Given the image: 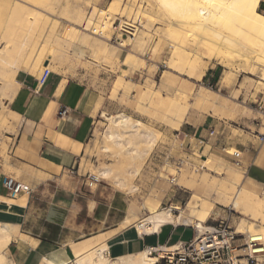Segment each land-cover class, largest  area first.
I'll return each instance as SVG.
<instances>
[{"label":"rangeland","instance_id":"1","mask_svg":"<svg viewBox=\"0 0 264 264\" xmlns=\"http://www.w3.org/2000/svg\"><path fill=\"white\" fill-rule=\"evenodd\" d=\"M7 1L15 3V0ZM112 1L99 0L95 3L94 0L91 2L78 0L73 3L70 16L81 12V28H85L94 9L106 10ZM143 5L146 6V2ZM136 10L133 8L129 15L130 20L140 23V16ZM258 11L264 13V0ZM120 12L116 14L118 19L129 18L126 12ZM51 17L49 15L47 18L49 21L46 25H39L38 31H44V35L39 39L37 34L36 39L43 44L35 40L37 49L31 56L33 59L23 60L21 65L25 66V62L27 64L26 68L22 67V71L38 79L44 67H47L51 72L88 84L94 91L99 110L89 118L90 134L77 163L71 170L63 173L52 183L32 187L34 191L28 208L18 217V223L23 231L31 232L40 239L69 243L72 248L74 243L82 241H89L95 247L97 242H108L111 236L123 234L129 229L139 232L134 225H123L124 220L128 219L132 223L141 222L149 214L164 210H172L176 220L183 212L185 215L183 217L191 219L193 223L186 224L181 220L174 224L197 229V222L193 218L199 210L204 209L203 201L217 197L214 189L220 183H224L228 175L240 177L244 182L245 171L242 168L244 150H248L249 156L264 140V80L261 79L264 65L255 63L252 66L253 64H239L235 61L230 70L225 69L218 61L210 62L204 59L201 60L200 69L199 67L191 69L184 63L177 67L176 72L165 73L169 70L167 67L177 65L175 49L172 48L175 45L165 40L166 34L174 29L143 23L144 26L142 24L137 36L140 43L144 41L149 43V49L143 52L135 48H141L139 44L134 47L128 46L132 44L130 42L133 36L123 31L124 28H119L121 23L117 21L115 28L111 29V43L117 45L126 42L127 50L132 48L134 52L144 56L142 64L147 65L146 70L141 65L137 72L132 73L122 64L127 56V50H117L118 57L110 65L93 58L89 51L83 58L78 57L74 51L76 45L60 43L71 29L67 21L59 20L60 23L56 22L58 20L56 17ZM1 23L0 20V29L3 28ZM223 25L224 27L222 25L218 27V30L222 29L220 32L225 31V35L228 34L227 31L231 32L229 22ZM74 28L77 32L83 33L81 28ZM149 30L151 40L141 37L142 31L145 33ZM49 31H54L52 34L55 36ZM15 33L19 36L23 31L19 29ZM57 37L58 42L55 40ZM194 40L195 37L184 39L183 44L192 49ZM58 43L59 46H55ZM0 46L3 47V43ZM198 53L202 55L208 53V57H211V53L203 48L198 50ZM8 55L9 60L13 61L15 54ZM183 55L187 62L199 61L196 55L188 52ZM213 69L217 74L216 82L209 77V72ZM163 76L168 79L167 86L162 84L165 80ZM4 77L10 78V73L0 74V99L7 92ZM226 77L229 79L226 80ZM210 85H215V89L209 94L210 98L208 97L212 104H200L197 95L204 93L203 88L211 90ZM152 91L155 95L153 94L151 98ZM157 92L161 98L156 96ZM175 103H179V106H174ZM118 116L129 117L132 124L141 122L155 135L161 132L165 137L157 140L154 152L149 155H143L144 144L134 145L133 147H138L142 155L137 160L115 156L116 144H113L111 151L106 153L102 143L111 132L116 130L120 134H125V139L128 138L130 129L112 125L108 120ZM212 131L215 133L211 136ZM236 150L242 152L241 165H237L231 155ZM168 153H171L172 157L166 162ZM164 163L167 167L162 171ZM104 168H110L113 177L121 179L123 186H117L116 179L110 181L101 179L100 171ZM177 174H181L182 177L193 175L194 180L176 181ZM243 188L248 191L244 183ZM261 198L264 199V195ZM188 213L191 215L186 216ZM228 215L231 225L237 228V231L251 237L247 227H250L249 223H257L250 216H244L224 203L214 204L205 224L207 226L215 224ZM100 227L103 228L102 232H98ZM6 258L10 264L8 254Z\"/></svg>","mask_w":264,"mask_h":264},{"label":"bare ground","instance_id":"2","mask_svg":"<svg viewBox=\"0 0 264 264\" xmlns=\"http://www.w3.org/2000/svg\"><path fill=\"white\" fill-rule=\"evenodd\" d=\"M76 1L78 0H15V3H11L7 0H0V20L3 25V28L0 29V44L3 43L4 45L3 47L0 46V74L5 75L6 72L10 73V78L4 77L3 79L5 87L7 88V92L4 94L5 97L12 98L16 94L19 88L17 76L23 68H26L25 66L27 63L25 62V66H22L21 64L26 58L28 60L33 59L31 56H33V53L35 52L34 50L37 49L35 47V40L40 41L36 39V35L39 34V39H41L44 35V31H38V27L40 24L46 25L48 23L49 20L47 18L49 15L50 17H56L58 20L53 19L54 21L56 20V22L59 20L67 21V25L71 28L68 30L69 32L66 36L60 41L61 44L76 45L74 51L78 57L83 58L85 54H87V51H89V54L93 58L103 60L104 63L109 65L113 64L116 57H118L117 50H127L125 45L126 42H121V44L117 45H113L111 43V29L115 28L117 21H120L121 23L119 28H124L122 29L123 31L133 36V39H131L132 42H130L131 40L129 41L132 44L127 45L134 47L139 44L142 47L135 48L143 52L148 48L149 44L147 41L140 43L137 38L140 27L143 23H152L155 26L160 25V28L170 27L174 29V31L166 34L165 40L172 42L175 45L172 48L175 49L174 54L177 56L175 64L177 65L167 67L169 70L165 73L176 72L175 70L177 67L184 63H186V65H188L191 69H195L197 67L200 69L202 66L200 65L201 60L203 61L204 59L209 60L210 62L218 61L220 64H223L225 69L233 67V63L235 61L239 64H253L252 66H254L255 63H262L264 65V13L258 11L262 0H113L106 10L94 9L91 16L88 18V25L85 28H81V12L73 13V15L70 16L73 3ZM87 1L91 2L93 0ZM94 1L97 3L99 0ZM145 2L146 6L143 5ZM35 5H37V7ZM133 8L137 9V14L140 16L141 20L140 23L135 20H130L129 15L133 12ZM120 11L126 12L129 18L125 19V17H121L118 19L116 14H119ZM227 22L230 24L231 32L226 30L228 34L225 35L224 33L226 32H220L219 30L222 29L218 30V27L221 25L224 27L223 24L225 23L226 25ZM58 25L60 27V24ZM42 27L45 26L42 25ZM51 27L52 25H50L49 29H51ZM74 27L81 28L82 32L87 35L85 36L83 33L77 32ZM19 29L22 30L23 33L18 36L15 32ZM45 30H47V28ZM152 31L154 32V30ZM52 32H50V34H52ZM157 32H159V29ZM140 35L143 38L151 40L150 36L152 35L150 30L145 33L142 31ZM58 37L55 39L57 42L59 40ZM192 37H195V42L193 44L194 47H192V49H188L183 42L184 39ZM47 40L48 38L45 41ZM40 43L42 42L40 41ZM163 43L165 44V42ZM46 44L49 43L46 42ZM55 46H59V43ZM82 47L84 48L82 49ZM202 48L207 52L209 51L211 53V57H208V53H204L203 55L199 54L198 50ZM126 52L127 56L123 60V66L128 68L132 73L137 72V70L141 68V65H143L142 61L144 60V56L142 57V55L134 52L132 48ZM186 52L193 56L196 55L200 62L198 60L192 61L189 58L188 59L190 61L187 62V59L184 58L185 55H183ZM10 53L15 54L13 61L9 60L10 55L8 54ZM204 67L207 68L206 65ZM28 68H30V66ZM146 68L147 65H143V69L146 70ZM163 78L165 80L162 84L167 86L168 79H166V76H163ZM228 79L229 78L226 77V80ZM261 79L264 80V74H262ZM203 90L204 93L197 95V101L200 104H212V100L209 99V94H211L213 89L210 90L203 88ZM153 94L155 95L153 91L150 92L151 98ZM156 96L161 98L160 93L158 92L156 93ZM173 105L179 106V103H175ZM108 120H110L112 125L130 129V131H128L129 134L127 139L124 137L125 134H120L118 131L114 130L102 143L103 150L106 153H109L112 149V145L116 144L115 150L117 152L115 156L118 158L122 157L126 160L128 158L129 160L139 159L141 153L138 150V147L134 148L133 146H140L141 144L145 145L143 155H149L154 152V146L157 140L165 137L164 133L161 132L155 135L146 125L141 124V122L132 124L131 119L127 116H118L111 119L108 118ZM171 157L172 154L168 153L165 161L167 162ZM166 167L167 164L164 163L161 170L165 171ZM100 177L107 181L116 179L115 184L119 187L123 186L121 179L113 177V172L110 168L101 169ZM175 180L189 181L194 179L193 175L182 177L181 174H177ZM241 180L242 179L240 177L236 178L232 175H228L225 182L220 183L214 189L217 197L208 201H203L205 206L204 209L201 211L199 210L197 214L195 212L196 215L193 218L197 222L198 232H204L207 228L205 221L211 214L214 204L224 203L232 207V209L236 212L239 211L240 214L244 216H250L251 219L258 224L249 223L248 226L250 227H247L248 233L251 235L253 240H256V238L261 236L264 237V199L261 198L259 193L249 188L248 191L244 190L243 182ZM191 191L194 192L193 189H191ZM197 193L195 194L197 195ZM231 195L233 196L230 197ZM195 198H197V196H195ZM190 215L188 213L186 216ZM181 216H185L183 212L181 213ZM174 222L175 218L173 217L172 210H164L155 211L149 214L148 217L143 219L141 222L137 221L136 223H132L126 219L122 222V224L134 225L139 233L151 235L154 233L157 234L163 226L167 224H174ZM247 228L244 229L246 230ZM99 231H103V228ZM12 240L13 236L10 230L6 228L5 225H0V264H8L6 254ZM96 244L97 245L94 247L93 243L84 241L80 244L73 245L72 250L75 255L73 263H156V258L150 255L149 250L128 258L110 260L106 256V251L109 250L110 243L105 241L103 243L97 242ZM168 249L169 248H163L164 251H169Z\"/></svg>","mask_w":264,"mask_h":264},{"label":"crops","instance_id":"3","mask_svg":"<svg viewBox=\"0 0 264 264\" xmlns=\"http://www.w3.org/2000/svg\"><path fill=\"white\" fill-rule=\"evenodd\" d=\"M211 71L209 77L216 82L217 74L214 69ZM36 81L37 78L21 71L17 76L16 94L0 99V224L13 236L7 252L10 264H72L75 255L69 243L40 239L23 231L18 217L29 203L9 199L5 182L14 179L32 188L52 183L70 171L90 134L89 118L97 113L99 105L91 86L78 79L52 72L39 93L34 92ZM242 168L244 185L263 196L264 140L251 155L244 150ZM181 220L193 223L183 216L174 223ZM101 228L98 232H102ZM138 233L129 229L111 236L106 256L118 260L145 252L150 247L169 248L189 242L195 230L167 224L157 234L140 237Z\"/></svg>","mask_w":264,"mask_h":264},{"label":"built area","instance_id":"4","mask_svg":"<svg viewBox=\"0 0 264 264\" xmlns=\"http://www.w3.org/2000/svg\"><path fill=\"white\" fill-rule=\"evenodd\" d=\"M51 73V70L44 67L36 81L35 93L41 92ZM210 87L215 89V85ZM214 133L212 131L210 135ZM231 155L236 164L241 165L242 152L236 150ZM5 189L9 199H22L27 203L34 191L14 179L5 182ZM229 219L228 215L208 225L204 232L194 228L195 235L189 242L169 246V251L163 250L168 246H157L148 248L149 253L156 258L155 264H264V237L253 240L248 234L238 232ZM138 234L140 237L146 235Z\"/></svg>","mask_w":264,"mask_h":264},{"label":"water","instance_id":"5","mask_svg":"<svg viewBox=\"0 0 264 264\" xmlns=\"http://www.w3.org/2000/svg\"><path fill=\"white\" fill-rule=\"evenodd\" d=\"M48 65V63L46 64V66Z\"/></svg>","mask_w":264,"mask_h":264}]
</instances>
